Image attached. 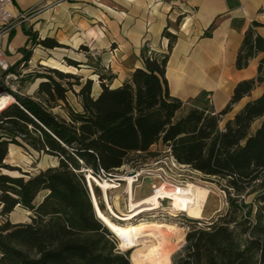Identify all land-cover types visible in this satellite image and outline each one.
Returning a JSON list of instances; mask_svg holds the SVG:
<instances>
[{"label":"trees","instance_id":"trees-1","mask_svg":"<svg viewBox=\"0 0 264 264\" xmlns=\"http://www.w3.org/2000/svg\"><path fill=\"white\" fill-rule=\"evenodd\" d=\"M259 25L254 21L245 33L238 68L247 67L264 50V38L256 31ZM25 33L38 38L30 30ZM205 34L210 35L208 31ZM169 37L177 38L171 32ZM38 43L59 46L50 37ZM172 48L173 42H169ZM30 55L27 51L24 59ZM159 55L152 50L147 56L143 50L144 66L116 86L99 74L101 90L97 95L92 79L82 83L76 74L62 70H53L59 80L38 75L48 78L38 87L44 100L17 93L18 102L1 110L0 217L6 219L0 225V264H132L127 253L116 249L112 229L98 217L86 173L108 178L127 165L143 168L147 157L158 155L151 150L157 144L170 148L181 164L215 176L230 202L225 213L191 228L186 235V255L176 264H264V237L242 247L231 228L235 218L227 219L232 206L246 220L252 217L253 209L244 210L246 205L238 199L245 198L254 183H259L262 192L258 199L264 203V91L221 125L232 105L264 81V59L258 76L240 81L230 103L214 112L195 104L186 108L180 98L171 95L166 76L169 53L161 55L162 59ZM62 81H67L69 88ZM72 83L80 86L74 92L82 109L68 107L66 115L55 113L52 109L59 102L67 105ZM11 143L56 157L58 165L35 174L26 172L25 177L5 161ZM17 206L31 212L30 221L14 223L8 218ZM143 251L136 248L132 252L135 264H145L138 258Z\"/></svg>","mask_w":264,"mask_h":264},{"label":"crops","instance_id":"crops-1","mask_svg":"<svg viewBox=\"0 0 264 264\" xmlns=\"http://www.w3.org/2000/svg\"><path fill=\"white\" fill-rule=\"evenodd\" d=\"M13 12L25 13V18L16 27L14 37L7 40L10 54L28 41V25L35 29L41 25L61 28V32L83 27L84 31H94V43H116V53H106L107 66L121 84L130 79L136 68L144 66L141 54L148 43L157 53H169L166 76L171 95L185 105L207 104L214 112L230 103L240 81L258 76L264 59L263 50L247 67L236 65L245 33L254 21L261 24L256 31L264 38V0H14ZM45 19L51 22H44ZM165 30L177 36L171 50ZM263 91L264 81L234 103L221 123L233 119ZM21 148L11 143L5 161H10L11 153H18ZM18 209L17 206L8 217L14 223L21 222L14 219ZM28 214L30 220L29 210ZM5 219L0 217V225Z\"/></svg>","mask_w":264,"mask_h":264},{"label":"rangeland","instance_id":"rangeland-1","mask_svg":"<svg viewBox=\"0 0 264 264\" xmlns=\"http://www.w3.org/2000/svg\"><path fill=\"white\" fill-rule=\"evenodd\" d=\"M51 22L50 19H45L44 22ZM29 22V21H28ZM20 25V24H19ZM59 29L52 27L47 29L46 25H41V27H35L33 25H28V30L32 34L37 33V39H34L32 36H29L28 41L24 46L20 47L15 54H10V50L7 46V42L3 43V49L7 55H12L11 59L8 61H14V65L11 69L12 72L23 74L19 80L11 81L10 85H17L18 90L23 95H30L37 100H44V95L39 93V84L41 81L48 79L47 77H38V75L44 76H53L57 80L59 78L53 72V70H62L64 72H69L76 74L80 82L84 83L87 79H92L93 81V93L97 95L101 90L99 74H103L106 79L105 82L116 86L119 84L117 74L107 66V57L106 53L113 55L116 53V43L111 44H101L94 43L91 41V37L95 35L93 33L84 31L83 27L75 26L72 29H68L64 32H61ZM164 35L169 38L170 42L175 41V38L169 37V32H164ZM47 37L55 39L59 46L56 47H47L43 44H39V40L45 39ZM145 55L152 53V46L148 43H145L143 46ZM27 51L31 52L29 59L25 60L24 55ZM18 52H20L18 54ZM143 54V51H142ZM141 54V55H142ZM161 55L165 53H159ZM159 55V59H162ZM49 74V75H47ZM132 76V75H131ZM131 79V77H130ZM70 82H76V78L68 79ZM129 79H125L128 81ZM66 87L69 88L67 81H62ZM0 84L2 82L0 81ZM73 84V83H72ZM72 89H69L67 92V105L64 102H59L52 110L55 113L66 115V112L69 108L76 110H81L80 97L75 93L78 92L80 86L77 84L72 85ZM75 90V92H74ZM196 103V101H195ZM53 105L54 102H52ZM200 106H207V104L198 103ZM192 105H186V108ZM261 119L256 121L252 127V131L259 125ZM225 123H221L224 126ZM17 145V144H16ZM154 152H159L158 155L154 158L147 157V164L143 168L133 169L130 166H124L117 173V176L123 178L124 181H111L118 184L117 188L108 190L109 203L115 213L121 216L122 213H127L130 206V192L127 188L126 177L133 175L134 171L142 172L139 179L135 181L134 187L132 189L133 196L135 199H140L152 191L156 185L165 184L167 187L174 189L175 185L183 183L184 192L192 194L198 198H201L205 201L203 210H200L198 207L190 204H175L171 203L170 199H161V205L152 210H144L138 214L135 218L131 220H120L117 216H112L109 211L107 201L104 199V192L100 186H98L92 179L89 180L86 173L89 189L93 191V201L95 200V209L98 217L105 223H109L110 226L114 228L111 230V237L116 241V249H119L123 253H127L132 264H135L132 260V252L136 248H143V252L138 254L139 260L145 264H150L147 260V253L150 249L152 240L149 237L136 238L134 240H129L123 242L116 235L117 231L127 230L131 223H141L142 221H155V220H164L170 223H174L178 231L177 233H168L172 241L171 247L169 250V261L168 264H176L181 257L186 255L187 240L186 235L191 230V228L197 224L199 220H202L203 225L207 222L218 217L219 214L225 213L229 207L227 203L226 192L221 188L217 178L215 176L206 175L203 172L193 170L189 167H180L173 168L169 170L168 166H171L170 158L165 148L162 144L154 145L151 149ZM10 161H6L8 164L15 166V170L21 175L27 177L26 172L35 174L42 169H46L50 166L58 165V159L48 154L42 152H37L35 150H27L24 147L20 149L18 153H11ZM92 175V174H91ZM137 175V174H136ZM98 178V176H96ZM148 178H151V181H148ZM99 179V178H98ZM106 180V179H104ZM165 182V183H164ZM91 186V187H90ZM91 191V190H90ZM262 189L260 188L259 183H254L250 186L249 191L245 198H239V202L245 204V209H253L252 217L249 220H246L242 212H235V209L232 206L227 219L235 218V222L231 223V228L234 230L235 235L242 243L244 247L250 240L256 237H264V211L261 210V206L264 204L258 199V195L261 194ZM45 194V191L41 192L37 198L40 200ZM97 198V199H96ZM182 202V200H179ZM103 206L104 210L100 207ZM19 209L14 215V219L18 221L28 222L29 214L28 210L24 209L21 206H18ZM99 211L102 213L103 218L99 215ZM181 211V212H179ZM206 218L207 220L201 219ZM210 219V220H208ZM173 234V236L171 235ZM183 234V240H180V235ZM156 241V240H155ZM175 242V243H174ZM153 243V240H152ZM167 247V246H165ZM168 248V247H167ZM146 251V252H145ZM145 252V253H144ZM260 254H256V261H259Z\"/></svg>","mask_w":264,"mask_h":264},{"label":"bare ground","instance_id":"bare-ground-1","mask_svg":"<svg viewBox=\"0 0 264 264\" xmlns=\"http://www.w3.org/2000/svg\"><path fill=\"white\" fill-rule=\"evenodd\" d=\"M15 102V98L10 94H2L0 96V112L5 109L8 105ZM89 180H93L98 186H100L104 192V199L107 201L110 214L117 216L120 220H131L135 218L144 210H152L161 205V198H170L171 203L175 204H190L203 210L205 201L192 194L184 192L183 183L175 185L174 189L167 187L165 184H159L154 186L155 192L152 191L150 194L135 199L133 196V187L136 181V175H129L125 179L127 181V188L130 192V208L127 213H122L121 216L117 215L109 203L108 190L117 188L118 184L109 180H100L93 175H88ZM150 183L153 184L152 179ZM165 183V182H164ZM179 200H182L179 201ZM95 202V200L93 201ZM99 215L104 219L102 213L99 211ZM203 218V216H202ZM109 226L110 224L107 223ZM112 230L114 228L110 226ZM178 228L174 223H170L164 220H155L152 222L142 221L141 223H131L127 230L117 231L116 235L123 242L134 240L136 238L149 237L153 240L150 246L149 252L147 253V260L150 264H168L169 261V250L171 247L172 238L168 234L170 232L177 233ZM173 236V234H171ZM174 237V236H173ZM137 240V239H136ZM156 240V241H155ZM175 243V242H174ZM167 246V247H165ZM174 248V247H173ZM172 248V249H173Z\"/></svg>","mask_w":264,"mask_h":264},{"label":"built area","instance_id":"built-area-1","mask_svg":"<svg viewBox=\"0 0 264 264\" xmlns=\"http://www.w3.org/2000/svg\"><path fill=\"white\" fill-rule=\"evenodd\" d=\"M13 6H14V0H0V81L2 82V84H0V96L2 94H10L15 98V102H18L15 94H17V93L21 94V92L18 90L17 85H15V84L10 85V83H11V81L19 80L20 77L23 76V74L11 71L10 68L14 65V63H10L8 61L6 53L3 49V43H6L7 40L10 39L11 34L15 31L16 27L25 18V13H20L19 15H15L13 12ZM167 152H168L170 162H171V166H168L169 170H172L173 168L189 167L185 164H181L174 157L170 148H167ZM143 171H145V170L142 169L141 171H134L133 172L134 175L137 174L136 175L137 180L139 179V177L141 176ZM98 178H100L101 180L107 179L109 181H118L117 183H119V184H120L119 181H124L123 178L118 177L117 174L114 177H108V178L98 177ZM150 179L151 178H148V181H150ZM155 190L156 189H154V192H155ZM161 199H165V198H161ZM167 199H170V198H167ZM226 205L227 206L229 205L228 200H227ZM179 212H181V211H179ZM201 219L207 220L206 218H201ZM208 220H210V219H208ZM197 225L203 226L202 220H199L197 222Z\"/></svg>","mask_w":264,"mask_h":264},{"label":"water","instance_id":"water-1","mask_svg":"<svg viewBox=\"0 0 264 264\" xmlns=\"http://www.w3.org/2000/svg\"><path fill=\"white\" fill-rule=\"evenodd\" d=\"M100 179V178H99ZM101 180V179H100ZM91 187V186H90ZM90 193H91V197H92V200H93V191H92V189L90 188ZM94 203V208H95V202H93Z\"/></svg>","mask_w":264,"mask_h":264}]
</instances>
